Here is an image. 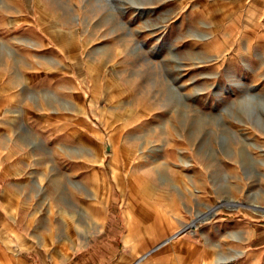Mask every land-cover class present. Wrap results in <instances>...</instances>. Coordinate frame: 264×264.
<instances>
[{"label":"rangeland","instance_id":"obj_1","mask_svg":"<svg viewBox=\"0 0 264 264\" xmlns=\"http://www.w3.org/2000/svg\"><path fill=\"white\" fill-rule=\"evenodd\" d=\"M2 197L10 264H132L216 207L215 264V222L264 225V0H0Z\"/></svg>","mask_w":264,"mask_h":264},{"label":"crops","instance_id":"obj_2","mask_svg":"<svg viewBox=\"0 0 264 264\" xmlns=\"http://www.w3.org/2000/svg\"><path fill=\"white\" fill-rule=\"evenodd\" d=\"M11 205L5 198L0 199V221L6 226V216L9 217ZM186 223V222H185ZM184 223V224H185ZM214 230L207 232L203 238L208 247L217 258L215 264H238L240 259H246L245 264H264V225L258 222H250L244 219H221L215 222ZM187 225V224H185ZM2 226V225H1ZM183 226V225H182ZM182 228V227H181ZM181 228L165 237L151 249L136 257L132 264H145L151 259V254L172 244L175 240H181L177 252H169L161 257L165 264H198L197 258L200 251L190 248L195 245L192 239L184 235L188 232L178 233ZM5 235L6 229L3 230ZM179 234L176 236L175 234ZM175 235V236H174ZM169 240V241H168ZM9 243V241H7ZM0 243V264H10L4 248ZM125 246L124 250H127ZM161 252V251H160ZM157 255V254H156ZM155 256V255H154Z\"/></svg>","mask_w":264,"mask_h":264},{"label":"bare ground","instance_id":"obj_3","mask_svg":"<svg viewBox=\"0 0 264 264\" xmlns=\"http://www.w3.org/2000/svg\"><path fill=\"white\" fill-rule=\"evenodd\" d=\"M222 206H224V205L222 204ZM225 206H227V205H225ZM217 207H221V206H217ZM214 209H211L208 212V214H202V215L197 216L195 220L190 221L189 224H187L186 226L184 224L185 227L179 232V234L184 233V232L190 230L191 228H196L198 226V223L207 220L209 217H211L214 214V212H215Z\"/></svg>","mask_w":264,"mask_h":264}]
</instances>
